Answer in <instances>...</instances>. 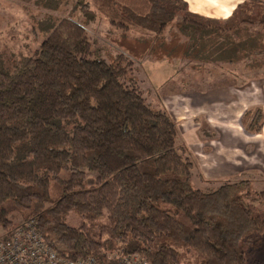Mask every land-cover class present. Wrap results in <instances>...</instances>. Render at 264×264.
I'll return each mask as SVG.
<instances>
[{
    "label": "trees",
    "instance_id": "16d2710c",
    "mask_svg": "<svg viewBox=\"0 0 264 264\" xmlns=\"http://www.w3.org/2000/svg\"><path fill=\"white\" fill-rule=\"evenodd\" d=\"M113 4L155 35L179 19L184 36L217 51L234 48V38L221 42L226 30L264 26V0H246L226 19L191 12L184 0ZM50 22L29 54L9 62L0 51V238L35 219L60 255L100 264H118L108 255L116 248L149 264H182L189 253L192 264H260L264 190L253 194L248 179L206 178L172 115L148 102L141 63L124 51L111 62L97 56L81 21ZM214 35L219 42L207 40ZM251 110L246 128L258 133L264 112ZM70 212L80 225L67 223ZM101 218L96 235L91 223Z\"/></svg>",
    "mask_w": 264,
    "mask_h": 264
},
{
    "label": "rangeland",
    "instance_id": "374dc122",
    "mask_svg": "<svg viewBox=\"0 0 264 264\" xmlns=\"http://www.w3.org/2000/svg\"><path fill=\"white\" fill-rule=\"evenodd\" d=\"M109 1L115 8L112 10L116 13V19L111 17L110 9L108 15L104 13L105 17L101 13L97 15L95 11L94 15L92 12L86 15L81 11L77 0H0V51L4 53L6 60L13 62L14 53L26 55L39 46L41 40L49 33L50 19L53 21L68 16L83 22L91 33L90 37L94 41L97 56L111 62L115 60L118 51H124L133 56L137 64L141 63V66L137 65L140 71L138 78L142 80L141 86L144 87L148 102L152 106L164 107L172 115L206 178L248 179L253 194L258 190H264V174L247 161L245 153L247 144L244 140L238 139V134L232 133L229 127H224L225 124L220 122L231 117L238 118L236 124L240 122L247 130L249 115L253 112L251 109H262L258 101L253 106L248 105L246 94L248 78L255 76L260 70L256 67L260 63L258 60L260 57L257 58L256 54V58L251 60V64H255V67L252 65L253 69L249 72L245 58L252 55V51L259 50L257 46H264V26L241 23L236 30H226L223 32L221 42L234 38V48L225 45L226 49L217 51L211 47L195 44L196 41L184 36L179 30V19L170 23L161 34L155 35L131 24L121 15L113 0ZM112 5L109 4L110 7ZM257 6L261 5L251 3L250 8ZM250 10L245 9L248 14L251 13ZM239 19V14H236L233 21L236 23ZM119 21L135 26L134 28H137L141 35L135 37L125 35L123 32L127 28L119 27ZM109 22L112 25L110 27ZM248 35L250 37L254 35V38L256 36L261 41H253ZM219 38L214 35L207 40L218 41ZM235 44L238 45L237 48ZM234 49L238 53L235 54L236 56L231 55L235 53ZM161 59L174 62L175 73L167 82L160 85L150 81L145 68L150 72L148 63L157 64ZM145 62L148 63L144 64ZM161 74L160 78L166 75V72L162 71ZM231 74L238 79V88L233 90L234 99L231 96L235 104L232 109L237 105V99L238 109L236 108L235 111L229 107L222 110L207 109L206 104L211 103V96L215 94L199 92L207 90L208 87L226 85L233 80ZM222 76L225 81L222 80ZM231 99L229 97L228 101ZM250 110L252 112L249 114ZM232 135L235 140L231 138ZM66 221L70 225L77 226L82 223V218L78 213L70 212L66 216ZM103 222H105L103 218L92 222V233L98 235L100 224ZM261 242L254 258L258 263L264 264V237ZM194 260L193 253H189L182 258V264H192Z\"/></svg>",
    "mask_w": 264,
    "mask_h": 264
},
{
    "label": "crops",
    "instance_id": "0c3cea01",
    "mask_svg": "<svg viewBox=\"0 0 264 264\" xmlns=\"http://www.w3.org/2000/svg\"><path fill=\"white\" fill-rule=\"evenodd\" d=\"M184 1L187 3L188 9L191 12H194V13H197V14H200L203 16H207V17L226 19L227 17L232 15L234 10L241 3H243L246 0H184ZM89 2L91 3L92 9L97 13V15L99 13H101V15L102 16L104 15L103 17H105L104 13L107 14L109 11L108 9H110L111 10L110 11L111 17L116 19V13H115V11H113L115 8L109 0H89ZM109 4L112 6L110 7ZM110 25H111V23L109 22L108 26L110 27ZM134 27L135 26L129 25V29L124 30L123 33L127 36L131 35L134 37L137 35H141V32H139V30L137 28H134ZM146 32H147V30H146ZM145 35H147V34H145ZM251 37L254 41V35H252ZM263 43H264V38H263ZM258 49L261 51L260 54H257V58L260 57V58H258V60H260V63H258L256 67H258V69H260V70L257 71V74L255 76H251L252 78L248 76L249 78L246 82L247 83L246 94L248 95L247 104L248 105L250 104L253 106V105H255V102L258 101V103L260 102L261 108L264 112V60H263L264 59V50H261V49H264V46L260 47ZM261 57H263V58H261ZM254 58H256V56H253V55L247 56L246 66L248 68V72L252 71V69H253L251 67L253 65V64H251V60ZM147 63L148 62H145L144 64H147ZM161 63H163V64H161ZM154 64L148 63V65L151 68V69H149L150 72H148L147 68H145L143 66L152 83H157L160 85L164 84L175 73L174 62H171L167 59H161V61H159V63H157V64L154 63ZM162 71H165L166 75H163V77L160 78V76H162V74H161ZM231 75H232L231 77H233V80H230V82L226 83V85H218V86H214V87H208L207 90L201 89L202 91L199 92L200 94L204 93V92H206L210 95L215 94V95L211 96V98H212L211 103L206 104L207 109L216 108L217 110H222V109H226L225 107H229L232 109L233 105H235L231 99V96L235 94L233 92V90L238 88L237 87L238 79L233 74H231ZM222 80L225 81V78L223 77ZM229 97H230L231 101L230 100L228 101ZM233 99H234V97H233ZM236 103H237V105L234 107V109H232V111H235L236 108L238 109V104H239L238 99H237ZM236 112H238V111H236ZM240 113H238V116L240 115ZM237 119H234L233 117H231V119L227 118L225 120H220V122L222 124H225V125H223L224 127H227V128L229 127L232 130L231 131L232 133L238 134L239 140L240 139L244 140L245 144H247V147H246L247 152L245 151L246 156L248 158L247 161L249 163L250 162L252 163V165L254 166L253 168L260 169L262 171V173L264 174V118H263L262 130L258 133H253V132H250V131L244 129V127L242 126V124L240 122H238V124H236ZM220 135H221V133H220ZM231 138L233 140H235L233 135L231 136Z\"/></svg>",
    "mask_w": 264,
    "mask_h": 264
},
{
    "label": "built area",
    "instance_id": "2783aa9c",
    "mask_svg": "<svg viewBox=\"0 0 264 264\" xmlns=\"http://www.w3.org/2000/svg\"><path fill=\"white\" fill-rule=\"evenodd\" d=\"M118 264H149L138 254H124L119 248L108 253ZM0 264H100L91 257L60 255L44 238L35 219L14 228L7 238H0Z\"/></svg>",
    "mask_w": 264,
    "mask_h": 264
}]
</instances>
